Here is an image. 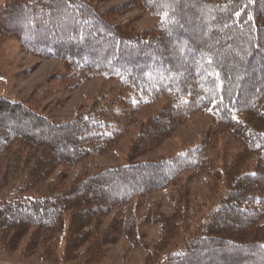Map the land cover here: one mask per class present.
<instances>
[{
	"label": "trees",
	"instance_id": "1",
	"mask_svg": "<svg viewBox=\"0 0 264 264\" xmlns=\"http://www.w3.org/2000/svg\"><path fill=\"white\" fill-rule=\"evenodd\" d=\"M96 2L108 0H5L0 8V41L16 37L32 55L63 60L57 83L114 80L60 123L0 97V242L12 251L27 239L26 254L42 262L98 264L124 235L147 251L143 264H264V0H130L105 10ZM132 8L156 23L138 30L117 20ZM159 102L126 162L70 180ZM198 113L215 122L199 142L140 159ZM224 136L243 147L230 161ZM192 171L212 180L202 206L178 188ZM175 189L173 213L143 210L142 197ZM148 226L160 231L153 245Z\"/></svg>",
	"mask_w": 264,
	"mask_h": 264
},
{
	"label": "rangeland",
	"instance_id": "2",
	"mask_svg": "<svg viewBox=\"0 0 264 264\" xmlns=\"http://www.w3.org/2000/svg\"><path fill=\"white\" fill-rule=\"evenodd\" d=\"M127 1L130 0H108V2L95 4L101 10H105ZM4 3L5 0H0V8ZM119 16L118 21L133 20V25L138 30H144L157 21V17L139 8H132ZM65 67L63 60L40 58L26 52L16 37L0 41V97L26 102L40 113L49 115L55 122L60 123L75 119L80 112L109 93L114 83L113 79L93 76L77 87H66L61 85L59 80V83L56 82V78L61 79L64 75ZM53 78H55L54 81ZM161 106L162 103L159 102L141 109L125 130V135L109 151L93 156L72 169L70 180L79 172H92L126 162L137 133ZM214 125L215 122L210 116L204 113L195 114L160 146L144 151L140 159H157L184 150L199 142ZM222 142L223 150L227 154L226 160L230 161L237 154L236 152L243 149L232 137L224 136ZM179 183L178 188L184 192L188 191L195 204L202 206L208 203L206 197H208V191H210L208 188L212 180L207 174L186 172ZM179 195L180 191L176 189L157 191L150 196L142 197L141 204L144 211L156 204L163 214H171L175 210L173 198H178ZM159 232L158 227L148 226L146 239L153 245L157 241ZM27 241L24 239L19 248L12 251L5 249L0 242V264H67L61 260L42 262L39 252L26 254ZM146 256L147 251L135 249L127 237L122 235L120 241L112 244L105 258L98 264H143Z\"/></svg>",
	"mask_w": 264,
	"mask_h": 264
}]
</instances>
